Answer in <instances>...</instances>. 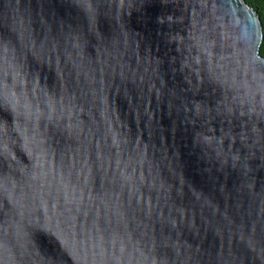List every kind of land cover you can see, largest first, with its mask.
Instances as JSON below:
<instances>
[{"label":"water","instance_id":"95a60500","mask_svg":"<svg viewBox=\"0 0 264 264\" xmlns=\"http://www.w3.org/2000/svg\"><path fill=\"white\" fill-rule=\"evenodd\" d=\"M263 38L246 0H0V264H264Z\"/></svg>","mask_w":264,"mask_h":264},{"label":"trees","instance_id":"16d2710c","mask_svg":"<svg viewBox=\"0 0 264 264\" xmlns=\"http://www.w3.org/2000/svg\"><path fill=\"white\" fill-rule=\"evenodd\" d=\"M251 6H253L257 13L260 15L262 21V27L264 32V0H246ZM261 55L264 57V38L261 44Z\"/></svg>","mask_w":264,"mask_h":264}]
</instances>
